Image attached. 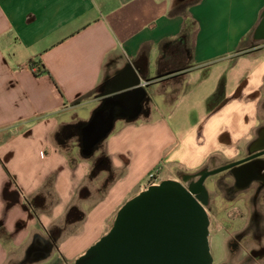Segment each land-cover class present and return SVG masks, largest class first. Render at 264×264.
<instances>
[{
  "label": "crops",
  "instance_id": "0c3cea01",
  "mask_svg": "<svg viewBox=\"0 0 264 264\" xmlns=\"http://www.w3.org/2000/svg\"><path fill=\"white\" fill-rule=\"evenodd\" d=\"M179 2L0 0V264H37L26 258L38 236L47 240L55 264H72L109 231L120 207L149 187L151 172L225 165L264 136V0H228L231 13L255 15L245 31L241 18L235 27L239 16L229 23L224 41L221 25L211 21L222 0H201L172 14ZM187 17L197 22L193 55L174 46L166 60L171 73L157 78L161 46L179 38ZM142 53L144 71L137 66ZM128 65L149 83L141 115L117 118L105 138L120 176L102 198L93 191L80 199L93 159L83 158L79 145L66 154L54 134L75 118L87 124ZM41 192L47 208L37 216L27 198ZM73 205L87 217L68 226L55 246L50 230L64 225Z\"/></svg>",
  "mask_w": 264,
  "mask_h": 264
},
{
  "label": "water",
  "instance_id": "95a60500",
  "mask_svg": "<svg viewBox=\"0 0 264 264\" xmlns=\"http://www.w3.org/2000/svg\"><path fill=\"white\" fill-rule=\"evenodd\" d=\"M148 83L133 65H128L107 93L104 105L82 128L84 156L95 154L117 118L136 120L141 115ZM261 155L264 151L202 170L190 179H164L142 190L120 207L109 231L72 264H214L206 181L226 170H250L243 186L247 187L264 172V160L259 165L254 160ZM50 251L47 240L38 236L26 259L41 260Z\"/></svg>",
  "mask_w": 264,
  "mask_h": 264
},
{
  "label": "rangeland",
  "instance_id": "374dc122",
  "mask_svg": "<svg viewBox=\"0 0 264 264\" xmlns=\"http://www.w3.org/2000/svg\"><path fill=\"white\" fill-rule=\"evenodd\" d=\"M230 10L228 0H222L221 7H216L211 14V21L215 18V22L220 24L225 32L224 35L219 37L220 41L228 40L226 39L229 36L227 26L229 23L235 22L238 16L239 19L235 23V27L241 18V30L245 31L246 27L252 23L255 15L251 10L233 9L232 13ZM31 66L33 68L37 65L32 63ZM154 88L156 90L157 87ZM155 90L152 93L158 101L159 91L156 92ZM177 90L176 88L172 93V98H174L175 93L177 94ZM157 112V109L154 108V113ZM120 123L121 120L117 122V124ZM201 171L161 170V174L159 172L158 175L159 179L173 176L182 180V177H185L186 174L197 175ZM154 172L158 171L155 170ZM227 174L228 172H224L220 175L211 176L206 181L208 188L210 187L211 190L208 210L211 216L210 244L214 264L227 262L232 264H264V190L256 191V188H254L249 191L245 190L242 194V191H237L241 190L242 187H237L232 179L222 182L220 190H217L216 187L212 189L214 180ZM103 176H106V174L100 175V182L97 180V183L96 181L88 183L92 192L101 187ZM85 205L87 206V203ZM51 256L38 261L37 264H55Z\"/></svg>",
  "mask_w": 264,
  "mask_h": 264
},
{
  "label": "trees",
  "instance_id": "16d2710c",
  "mask_svg": "<svg viewBox=\"0 0 264 264\" xmlns=\"http://www.w3.org/2000/svg\"><path fill=\"white\" fill-rule=\"evenodd\" d=\"M201 0H180L179 4L172 10V14H180L186 12V10L194 5L199 3ZM197 27L196 20L191 17H187L185 20L184 28L179 38L174 41H165L161 46V57H160V74L157 78H162L167 76L171 71L167 69L166 60L171 55V50L175 46L179 49V52L188 53L190 56L193 55V45L192 39L194 31ZM148 64V58L145 54H141L137 60V66L141 71H144V65ZM190 65H186L184 70L189 68ZM45 71V69L43 70ZM108 81L103 83L100 87V90H105L108 86ZM150 97H147L145 100V108L143 110V116H149L150 114ZM126 121H131L126 119ZM86 124L85 121L75 118L73 122L61 125L60 128L55 132L54 139L60 149L69 155V151L72 146L79 145L82 147V128ZM105 139H103L96 148L95 154L92 156L86 157L82 155L83 158L93 159V167L89 174V182L96 181L100 178V175L105 173L106 178L102 181L101 187L95 192L97 198H102L106 195L109 188L120 176V171H118L112 163V160L109 154L106 152L104 147ZM96 153H99V156L96 157ZM76 161L71 158L72 166H75ZM93 192L88 185H84L79 193L78 197L80 199H88L92 196ZM47 197L43 192L37 194L34 197L27 198L29 206L33 209L35 214L38 216L39 209H45ZM87 217V213L79 208L77 205H73L66 214L65 222L63 226H54L50 230V240L51 243L55 246H58L59 241L61 240L64 232L67 227L74 225L80 222H83Z\"/></svg>",
  "mask_w": 264,
  "mask_h": 264
},
{
  "label": "flooded vegetation",
  "instance_id": "af4514ba",
  "mask_svg": "<svg viewBox=\"0 0 264 264\" xmlns=\"http://www.w3.org/2000/svg\"><path fill=\"white\" fill-rule=\"evenodd\" d=\"M259 29H262L261 31L264 33L263 27L262 28L260 27ZM262 151H264V136L262 138H259L258 140H256L252 144L248 154L242 158L257 154V153L262 152ZM242 158H240V159H242ZM254 160L256 161L257 165H259L261 163L260 160H264V155L258 156ZM224 172H228V174L225 176H221L220 178L218 177V179H215L213 184H212V189H214L216 187L217 190H220L221 186H222L221 185L222 182H225L227 179H232V181L235 182L237 187H242L241 190L236 189L237 191H242V194L245 192V190L249 191V190H252L254 188H256V191L264 190V172L260 175V177L253 179L247 187H243V186H244V182H245L246 178L248 177L246 174H248L247 172H250V170H241V169L233 170L232 169V170H226ZM224 172H221V173H224ZM221 173H219L217 175H220ZM214 176H216V175H214ZM185 177L190 179V175H188V174H186ZM209 191H211L210 187H209ZM210 198H211V193H210ZM210 198H209V200H210ZM227 263H230V262H227Z\"/></svg>",
  "mask_w": 264,
  "mask_h": 264
},
{
  "label": "built area",
  "instance_id": "2783aa9c",
  "mask_svg": "<svg viewBox=\"0 0 264 264\" xmlns=\"http://www.w3.org/2000/svg\"><path fill=\"white\" fill-rule=\"evenodd\" d=\"M33 69L35 71H40V68H38V66H34ZM160 181H161V179H159L158 172H154L153 171V172H151L149 174V181H148L149 186H151V185H157V184L160 183Z\"/></svg>",
  "mask_w": 264,
  "mask_h": 264
},
{
  "label": "bare ground",
  "instance_id": "6f19581e",
  "mask_svg": "<svg viewBox=\"0 0 264 264\" xmlns=\"http://www.w3.org/2000/svg\"><path fill=\"white\" fill-rule=\"evenodd\" d=\"M210 219H211V216H210Z\"/></svg>",
  "mask_w": 264,
  "mask_h": 264
}]
</instances>
